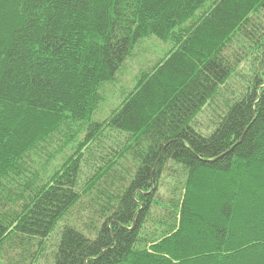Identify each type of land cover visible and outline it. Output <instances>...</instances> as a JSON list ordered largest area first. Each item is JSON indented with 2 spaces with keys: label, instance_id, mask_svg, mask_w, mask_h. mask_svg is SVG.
<instances>
[{
  "label": "trees",
  "instance_id": "obj_1",
  "mask_svg": "<svg viewBox=\"0 0 264 264\" xmlns=\"http://www.w3.org/2000/svg\"><path fill=\"white\" fill-rule=\"evenodd\" d=\"M148 37L172 47L95 121ZM105 131L119 148L80 186ZM75 207L90 225H65L51 264H264V0H0V257L36 264Z\"/></svg>",
  "mask_w": 264,
  "mask_h": 264
},
{
  "label": "rangeland",
  "instance_id": "obj_2",
  "mask_svg": "<svg viewBox=\"0 0 264 264\" xmlns=\"http://www.w3.org/2000/svg\"><path fill=\"white\" fill-rule=\"evenodd\" d=\"M172 47L171 43L161 42L154 37L144 39L137 47L131 58L124 64L122 70L118 74L117 80L112 85H107L103 92V104H101L98 112L93 119L99 123L109 117V114L120 104L121 100L130 92L135 84V80L140 72L146 71L155 65ZM250 64L246 63L239 69V75L231 78L219 93L202 109L200 113L192 121V126L198 132L208 135L215 128L214 123L217 122L219 115L225 109L226 104L238 94L241 87L240 78L249 75ZM228 101V102H227ZM227 102V103H226ZM117 140L115 134L108 131L103 132L96 142L90 144L89 153H84L86 161L81 168V184L90 179L95 171L103 166L102 161L107 160V157L114 156L117 152ZM70 154V152H69ZM102 165V166H101ZM122 167L115 166L117 175L127 176L126 165ZM92 216L89 212L79 207H75L69 214L59 221L53 232L43 241L42 248L39 249V258L36 264H51L52 253L57 245L62 228L65 225H75L80 229H84L90 225ZM37 253V255H38ZM25 261H22L21 256L15 252L9 253L6 251L4 256L0 257V264H29L30 258L26 256Z\"/></svg>",
  "mask_w": 264,
  "mask_h": 264
}]
</instances>
